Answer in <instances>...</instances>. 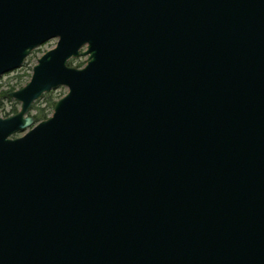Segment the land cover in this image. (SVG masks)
<instances>
[{"label": "water", "instance_id": "water-1", "mask_svg": "<svg viewBox=\"0 0 264 264\" xmlns=\"http://www.w3.org/2000/svg\"><path fill=\"white\" fill-rule=\"evenodd\" d=\"M55 39L0 118V264H264V0H0V78Z\"/></svg>", "mask_w": 264, "mask_h": 264}, {"label": "rangeland", "instance_id": "rangeland-1", "mask_svg": "<svg viewBox=\"0 0 264 264\" xmlns=\"http://www.w3.org/2000/svg\"><path fill=\"white\" fill-rule=\"evenodd\" d=\"M57 43V39L49 41L45 45L41 46L37 50L33 51L25 60L23 66L21 69L16 70L12 73H9L7 75H4L2 78H0V94L1 92H11L16 91L23 87L30 79L32 74V68L36 64V61L38 58H40L46 51L51 50L55 47ZM77 64H85L84 58H79L72 63L73 66ZM67 92L66 88L61 87L57 90L53 91V93L58 95H65ZM40 100V99H39ZM20 106L19 103H17L15 100L11 98L7 99H1L0 97V118H6L9 117L15 113H12V111L19 110ZM34 113L30 112V116L32 117ZM52 114V113H51ZM50 114V116H51ZM48 116V117H50ZM34 119V118H33ZM35 122V120H34Z\"/></svg>", "mask_w": 264, "mask_h": 264}, {"label": "trees", "instance_id": "trees-1", "mask_svg": "<svg viewBox=\"0 0 264 264\" xmlns=\"http://www.w3.org/2000/svg\"><path fill=\"white\" fill-rule=\"evenodd\" d=\"M74 61L76 60H72L69 62L70 66H73L72 63H74ZM83 65L82 64H77L75 65V67L77 68H81ZM8 91L6 92H1L0 97L1 99H7L8 97ZM62 97V95H58L56 96L53 92L44 94L40 100H38L37 102H35L32 107H31V112H33L34 114L32 115V117L35 120V123H39L45 119L48 118V116H50V114L52 113L53 107L55 102L60 99ZM12 113H17V110H13Z\"/></svg>", "mask_w": 264, "mask_h": 264}, {"label": "bare ground", "instance_id": "bare-ground-1", "mask_svg": "<svg viewBox=\"0 0 264 264\" xmlns=\"http://www.w3.org/2000/svg\"><path fill=\"white\" fill-rule=\"evenodd\" d=\"M21 68H22V67H21ZM21 68H20V69H21Z\"/></svg>", "mask_w": 264, "mask_h": 264}]
</instances>
